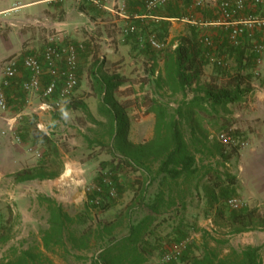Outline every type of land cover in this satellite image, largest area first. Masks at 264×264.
<instances>
[{
  "label": "rangeland",
  "instance_id": "rangeland-1",
  "mask_svg": "<svg viewBox=\"0 0 264 264\" xmlns=\"http://www.w3.org/2000/svg\"><path fill=\"white\" fill-rule=\"evenodd\" d=\"M138 2L145 10L144 0ZM218 3L219 0H178L175 4L156 10L155 14L161 17L167 16L170 12L182 15L181 18L168 19L171 26L169 37L164 41L167 49L176 45L179 37L189 30L191 24L183 21V17L191 16L202 22L212 21L216 18ZM109 6L115 12L120 11L118 4ZM87 7L89 5L86 3L67 1L57 4L53 12L54 16L58 15L60 18L69 14L70 18H75L77 25L72 34H66L65 40L58 42L71 41L77 45L82 44L80 47V60H82L78 72L79 86L74 94L69 99L61 101L59 106L56 105L55 97H44L41 92L34 95L27 94L21 88V82L27 76L21 67L18 77L8 89L18 100L8 98L9 111L1 116L13 115L17 119L13 123L5 121L7 127L3 135L9 134V139L0 151L4 154L5 151L11 150L17 162L13 163L11 170L9 167H0L2 174L0 232L5 227L10 230V240L7 244L0 245V259L10 255L13 249L23 250L33 245H41L42 232L49 227V212L47 205L39 201L40 196L54 199L67 213L79 218L81 225L73 226V229L81 230L84 227L97 229L109 221L115 223L125 221L114 232L116 236L122 237L128 233L126 218L128 212L131 210V220L135 223L150 214L148 203L155 198L160 189H164L166 199L172 203V206L157 216L152 224L154 235L151 237L152 251L148 264H162L166 249L190 236L194 237L192 247L195 249L202 248L207 243L221 255H226L231 249L242 250L248 245H254L262 247L261 253L264 257V229L232 234L230 228L223 226L224 221L216 217L215 210L210 207L211 189L208 188L210 187L208 176L200 179L192 178L188 181L181 178L177 182L164 185L160 182L162 177L160 176L147 184L149 188L146 200L140 203L138 197L140 181L145 180L141 172L131 169L120 172L111 170V164L116 163L117 160L111 154L109 121L100 111L102 99L89 75L96 59L104 57L102 75L120 71L126 79L124 85L114 93L113 103L130 120L128 140L134 145L145 144L154 137L155 115L145 112L151 99H158L172 111L186 99L185 97L190 99L193 93L189 90L187 96L172 95L158 88L155 78L146 74L147 62L137 51L139 48L127 46V43L122 42L121 39L126 37L121 31L123 28L119 26L118 14L105 10L103 13H106V16L102 21L106 23L103 28H96V34H93V31L85 26L84 18L79 15V11ZM68 8L73 12L72 14L67 12ZM95 11L102 12L98 8ZM160 26L157 28L159 29ZM198 28L202 34H209L212 38L217 35L214 31L218 28L202 25ZM225 30L228 31L226 28ZM57 33L55 30L53 33L45 31L38 45L33 46L30 42L26 45L28 48L25 51L13 56L21 59L25 55L41 52L49 45L48 34L50 36ZM90 40L92 47L87 50L83 45ZM99 46L101 49L97 51ZM220 56H225L227 66L234 67V60L227 55ZM210 63L205 68L204 79L213 73V66L216 65ZM254 64L249 70L253 75V94L241 104L230 105L227 111L220 110L211 123L204 124L208 132L204 141L206 148L203 153H197L196 157L200 169L199 175H204L207 169H211L212 172L218 171L223 178L225 174H229L236 179L235 184L230 187L232 191L230 197L241 199L246 203L245 207L259 205L258 208L264 211V203L259 204L248 199L245 179L239 167L242 153L248 146L250 110L251 105L257 102L256 89H264V51L260 61L254 60ZM78 102L85 104L86 108H74L73 105ZM42 103H46L50 108L44 111L43 116H39L33 111V107ZM39 123L43 126L39 127ZM34 129L43 132L57 144L60 156L56 157L40 140H37L39 138L37 135L34 139ZM224 130L233 132L232 134L239 141L237 146L219 140V135ZM185 136L192 145L189 129L185 128ZM219 145L223 146L220 149L222 154L219 153ZM24 157L30 161L28 165L44 168L47 172H58L59 177L39 182L16 181L14 176L23 163L20 158ZM157 167V163L152 165L151 177L154 176ZM106 175L113 180L118 195L115 198L104 197L101 205L91 206L89 195L94 192L95 187L101 186ZM58 182L65 185L62 186ZM105 205H107L106 209H104ZM102 244V238L97 236L90 250H73L69 246L66 252L65 250L53 252L44 250V252L55 264H92Z\"/></svg>",
  "mask_w": 264,
  "mask_h": 264
},
{
  "label": "trees",
  "instance_id": "trees-1",
  "mask_svg": "<svg viewBox=\"0 0 264 264\" xmlns=\"http://www.w3.org/2000/svg\"><path fill=\"white\" fill-rule=\"evenodd\" d=\"M177 1L174 0L167 5L175 4ZM181 17L179 13L172 12L165 16L169 19ZM152 21L151 24L144 21L139 25L135 20L134 24L138 26V32L128 35L131 39H135L138 42L136 46L143 50L146 56L148 55L145 71L155 78L158 88L172 95L184 96H187L190 90L193 96L190 99L185 97L186 99L172 111L165 103L158 99H151L145 112L155 115L154 137L145 144L134 145L128 140L130 120L113 103L114 93L124 85L126 79L120 71L102 75L104 57L96 59L92 65L91 78L94 88L102 99L100 111L109 121L111 154L117 160L116 163L111 164V170L120 172L131 169L141 172L145 180L140 181L141 187L138 194L140 203L146 200L149 188L147 184L160 176H162L160 180L162 185L177 182L181 178L188 181L192 178L200 179L208 176L210 184L208 188L211 189L210 207L215 210L216 217L224 221L223 226L230 228L232 234L263 230L264 211L260 208L250 206L232 210L225 207L224 201L230 198L232 193L230 187L235 184L236 179L229 174H225L223 178L221 173L215 170L212 172L211 169H207L204 175H199L200 169L197 166L196 157L197 153H203L206 148L204 141L207 139L208 132L204 124L211 123L220 110L227 111L230 105L241 104L253 94V75L249 70L255 65L254 60H257V57L249 45L239 47L231 45L229 31L218 28L214 31L217 35L212 40L217 46L219 55H227L234 60V67L214 65L213 73L204 79L205 68L211 64L202 42V37L206 33L202 34L198 26L191 25L187 33L179 37L175 47L159 53L148 43L140 47L139 36L145 37L149 33H155L157 38L164 42L169 37L171 23L168 19ZM158 26H160L159 29ZM122 33L124 34L123 29ZM100 49L99 46L97 51ZM79 63L80 48L78 49V72ZM73 107L86 108L82 102L75 103ZM185 128L189 129L192 145L186 139ZM33 132L34 139L37 135L39 137L37 140H40L56 157L60 156L59 147L50 137L41 131L37 132V129ZM222 147V145L218 147L220 154H222L220 152ZM154 163H157L158 167L154 176L151 177V167ZM57 175L58 172H47L44 168H38L19 171L15 174V178L16 181L44 180L55 178ZM102 183L100 187H103V192L94 191L89 195L90 200L97 195L102 198L108 197ZM39 201L47 205L49 212V227L42 232L41 245H33L23 250L13 249L10 255L0 259V264H55L44 250L52 252L65 250L66 252L69 246L73 250H90L97 236L102 238L103 244L92 264H148L152 251L151 237L154 235L152 224L157 216L172 206V203L166 199L164 189H160L155 198L148 203L150 214L135 223L131 220L130 210L126 215L128 233L118 237L114 232L125 221L117 223L109 221L97 229L84 227L77 230L72 227L81 225L79 218L71 216L50 197L40 196ZM106 208L107 205L104 206V209ZM9 240L10 230L5 227L0 232V245L7 244ZM192 245V243L189 244L178 258L165 264H264L261 246L248 245L242 250L231 249L226 255H221L207 243L198 249L193 248Z\"/></svg>",
  "mask_w": 264,
  "mask_h": 264
},
{
  "label": "built area",
  "instance_id": "built-area-1",
  "mask_svg": "<svg viewBox=\"0 0 264 264\" xmlns=\"http://www.w3.org/2000/svg\"><path fill=\"white\" fill-rule=\"evenodd\" d=\"M65 1L81 4L85 0H48L50 4H59ZM88 1L98 9H109V5L116 6L118 4V0ZM172 1L174 0H144L145 14H136L132 18L133 20H142L150 17L159 21L160 18L155 15V11ZM119 10L121 11L120 7ZM183 21L193 26L226 28L229 31L231 45L236 47L249 45L257 57V61H260L264 51V0H219L214 20L202 22L191 16H185ZM137 32L138 26L134 23L127 25L124 29L126 36ZM48 38L49 45L41 52L25 55L21 59L13 56L3 61L0 67V112L7 113L9 111L7 90L11 87L13 80L18 77L20 67L27 74L21 82V88L27 94L34 95L41 92L44 97H55L58 106L61 101L69 99L74 94L79 85L78 49L82 46L71 41L58 42L59 38L56 35H50ZM139 40L142 44L148 43L159 53H164L167 50V44L160 41L155 33H149L145 37L139 36ZM202 42L210 62L218 66H227L225 56L218 54L217 46L211 35L205 34L202 37ZM49 108V105L42 103L39 106V111H47ZM219 140L231 146L239 144L231 131L222 132L219 135ZM103 184L109 198L117 197V189L110 177L106 175L103 178ZM93 190L103 192V187H95ZM102 199L100 195H97L90 200V203L100 205ZM224 205L228 209L238 210L244 208L246 203L241 199L230 197L224 201ZM210 223L213 225L211 220ZM193 240L194 237L190 236L168 247L163 255L162 264L178 258Z\"/></svg>",
  "mask_w": 264,
  "mask_h": 264
},
{
  "label": "crops",
  "instance_id": "crops-1",
  "mask_svg": "<svg viewBox=\"0 0 264 264\" xmlns=\"http://www.w3.org/2000/svg\"><path fill=\"white\" fill-rule=\"evenodd\" d=\"M117 2L119 7L121 8V11L115 12L110 9L109 6V9H98L102 12H96V7L90 1L85 0L83 3H86L87 5H89V7L83 8L82 11H79V15L84 18L83 21H85V26L89 27V29L93 31V34H96L95 29L98 27L103 28L104 24L106 23V21H102L106 16V13H103L105 10H108L113 14H118V22L120 24L119 26L123 28V30L127 25L135 22V20H133L132 18L133 15H144L146 12V10H143L144 6H140L138 0H118ZM57 4H50L48 0H0V63L2 62V60H5V58H9L15 54H19L25 51L28 48V46L26 45L30 42L33 46L38 45V43L40 42V37L44 36L45 31H52L53 33V31L55 30L56 32H58L56 36L59 38V40L62 41L65 40L66 34H72L77 25L75 18H70L68 13L72 14L73 12L68 8V15H63L62 18L58 17V15L54 16V7ZM159 18L169 19L161 16ZM152 20L155 21V19L148 17L146 19L136 20V23L141 25L142 22L145 21L147 22V24H151L153 22ZM45 28H47V30ZM101 31H103V29H101ZM125 37V39L122 38L121 40L122 42L127 43V46H136L138 44L135 39H131V37L128 36ZM91 40L85 44L86 46L83 45L87 50L92 47ZM80 46H82V44ZM141 46H143L142 43H140V47ZM173 47H175V45ZM137 48L139 47L137 46ZM137 51L140 52V56H142L145 61L148 62V57H144V51H141L140 49H138ZM89 75L91 77V71L89 72ZM7 96L9 100H18L17 97H15L16 95L8 90ZM255 97L257 98V102L251 105L250 110L251 123L250 129L248 131V146L242 153L241 164L239 167L242 170L243 177L245 179V189L247 191L248 199L259 202V204H263L264 89H256ZM40 105L41 104H35L33 107V111L37 112L39 116H43L45 112L39 111ZM1 114L5 115L6 113L0 112V150L2 147H4L5 143H8L9 139V134L8 136L3 135V132L7 127V123L5 121L13 123L17 119L13 115L10 117H2ZM38 126L41 127L43 126V124L39 123ZM26 158L27 157L20 158L22 160L21 162L23 163L20 165L17 172L24 169L39 168L34 167V165H28V162L30 161H27L28 159L26 160ZM14 162L16 163L17 160H14L11 150H8L7 152L5 151L4 154L0 151V167H9L11 170ZM1 176L2 174H0V178ZM58 177L59 174L52 179H57ZM28 181L39 182L42 180L34 179ZM58 184L62 186L65 185V183L62 184V182H58ZM258 207L260 206L258 205Z\"/></svg>",
  "mask_w": 264,
  "mask_h": 264
}]
</instances>
